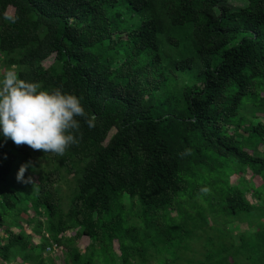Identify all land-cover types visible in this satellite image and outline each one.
Returning <instances> with one entry per match:
<instances>
[{"label":"trees","instance_id":"16d2710c","mask_svg":"<svg viewBox=\"0 0 264 264\" xmlns=\"http://www.w3.org/2000/svg\"><path fill=\"white\" fill-rule=\"evenodd\" d=\"M12 66L96 121L63 156L0 130V264H264V0H0Z\"/></svg>","mask_w":264,"mask_h":264},{"label":"clouds","instance_id":"9594fccd","mask_svg":"<svg viewBox=\"0 0 264 264\" xmlns=\"http://www.w3.org/2000/svg\"><path fill=\"white\" fill-rule=\"evenodd\" d=\"M7 19L15 22L11 17ZM13 67L0 75V130L4 138L18 147L63 156L82 137L77 118L93 128L96 116L85 111L81 98L76 95L61 88L43 90L39 82L18 78ZM27 168L28 165L20 167L18 182H32L31 178L25 180ZM200 191L208 194L210 189L204 187Z\"/></svg>","mask_w":264,"mask_h":264},{"label":"rangeland","instance_id":"374dc122","mask_svg":"<svg viewBox=\"0 0 264 264\" xmlns=\"http://www.w3.org/2000/svg\"><path fill=\"white\" fill-rule=\"evenodd\" d=\"M235 5L240 7L242 4L238 3V4H235ZM47 65H48V62L45 63V66H47ZM257 116H259V118L264 121V111H262V113L257 114ZM258 151H259V153L261 155H264V146L259 147ZM32 164H34L33 166H34V169L36 171L45 170V169H49L50 168L49 165H48V162H46L45 160H41L40 158H35V160L33 161ZM37 177H38V175L36 173L33 174L32 177H31L32 181L37 180ZM244 177L249 183H252L254 185H259V180L256 177H252L251 173L249 171H247L245 173ZM237 178H238V175H234V179H237ZM73 186H74L73 178L72 177H67L66 175H64V180L60 184V195H61L64 203L67 202L69 193L72 191ZM30 216H33V212L32 211H28L26 214H22L23 218L30 217ZM24 228L27 231H29V229H28L26 224H24ZM3 230H4L3 227L0 228V237L4 236ZM37 239L38 238H35L32 241V245H35L37 243V241H38ZM87 243H88L87 239L83 238L79 242L78 245H79L80 248H82V247H85L87 245ZM114 249L116 250V247H114ZM54 253H56V252L55 251H46V255L49 256V257H53ZM17 263H19V262H17ZM17 263H12V264H17ZM54 263L55 264H63V259L62 258H58V259L55 258Z\"/></svg>","mask_w":264,"mask_h":264},{"label":"built area","instance_id":"2783aa9c","mask_svg":"<svg viewBox=\"0 0 264 264\" xmlns=\"http://www.w3.org/2000/svg\"><path fill=\"white\" fill-rule=\"evenodd\" d=\"M56 248V245H53V249L48 248L47 251L54 250Z\"/></svg>","mask_w":264,"mask_h":264}]
</instances>
